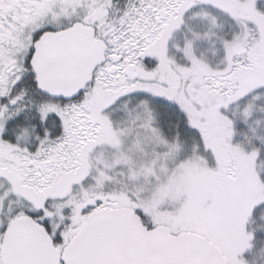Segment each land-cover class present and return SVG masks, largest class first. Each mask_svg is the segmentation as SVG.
<instances>
[{
    "label": "snow or ice",
    "instance_id": "1",
    "mask_svg": "<svg viewBox=\"0 0 264 264\" xmlns=\"http://www.w3.org/2000/svg\"><path fill=\"white\" fill-rule=\"evenodd\" d=\"M0 264H264V0H0Z\"/></svg>",
    "mask_w": 264,
    "mask_h": 264
}]
</instances>
